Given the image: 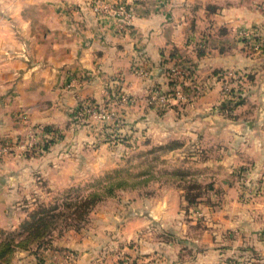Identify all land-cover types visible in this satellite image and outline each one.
Returning a JSON list of instances; mask_svg holds the SVG:
<instances>
[{"label":"crops","instance_id":"crops-1","mask_svg":"<svg viewBox=\"0 0 264 264\" xmlns=\"http://www.w3.org/2000/svg\"><path fill=\"white\" fill-rule=\"evenodd\" d=\"M106 1L124 4L129 21L96 10L95 0H0V146H16L0 155V241L25 220L28 203L73 174L117 165L137 146L172 142L170 156L189 148L184 161L216 174L264 148V0ZM246 30L262 43L258 52ZM177 65L189 70L184 79ZM224 70L239 75L228 91ZM86 105L109 115L94 119ZM27 141L31 149L17 148ZM122 193L95 208L93 232L52 240L47 260L264 264L260 224L225 218L196 234L180 200Z\"/></svg>","mask_w":264,"mask_h":264},{"label":"rangeland","instance_id":"rangeland-1","mask_svg":"<svg viewBox=\"0 0 264 264\" xmlns=\"http://www.w3.org/2000/svg\"><path fill=\"white\" fill-rule=\"evenodd\" d=\"M173 146L172 142L161 146L152 144L137 146L132 148L117 165L111 167L109 165L96 174H73L65 187L51 189V193L43 195L42 202L51 200L63 205L62 201L66 199H75L94 191H101L110 182L126 180L128 183L124 188L116 189L112 196H105L97 202L88 213L86 220L77 227L56 230L50 242L68 230L76 232L81 230L83 233L91 228L93 232L91 218L96 214L95 208L112 205L109 200H115L113 196L116 197L118 194L123 196L122 191H139L152 198H166L165 200L169 203L174 199L180 200L183 207L182 217L192 215L190 220L198 221L197 225H193L196 228L194 230L196 234L202 233V227H206L208 222L225 218L236 221L246 220L248 224L254 222L256 226H264V148H254L255 159L242 163L237 160L236 164L234 163L236 167H232L231 174L221 172L216 174L215 170L210 172L209 166L199 167L192 162L184 161L181 153H187L189 148H178V154L170 156L169 151ZM31 147L22 150L23 152L28 151ZM254 153L247 154L251 156ZM164 189L168 190L165 192ZM188 197L191 198L192 204L187 203L186 198ZM198 205L202 209H195ZM28 206L26 213L36 208L34 202L28 203ZM191 208H193L192 211H189ZM26 218H28L27 214ZM63 225L64 223L61 224ZM258 228L264 232V228ZM17 230L16 228L14 231L1 233V236L2 238L8 237L10 233ZM48 247L49 245L46 244L37 249L33 245L32 248L38 252L32 253L31 257L17 255L16 250L11 255L9 264H51L52 262L47 260ZM71 255L72 253L69 254L70 258Z\"/></svg>","mask_w":264,"mask_h":264},{"label":"trees","instance_id":"trees-1","mask_svg":"<svg viewBox=\"0 0 264 264\" xmlns=\"http://www.w3.org/2000/svg\"><path fill=\"white\" fill-rule=\"evenodd\" d=\"M236 96L240 98V96ZM240 101L237 99L236 103H240ZM45 145L43 143L42 147ZM126 183V180L110 182L101 191H94L75 199H66L62 201L63 205L58 204L57 201L38 203L36 208L28 213V218L20 224L18 230L0 241V264H9V259L16 250L37 253L38 251L32 248L33 245L37 249L43 247L49 244L56 230L77 227L86 220L88 213L97 202L105 196H112L116 189L127 186L128 183ZM186 200L189 204L193 203L189 197ZM62 223H64L63 226H61Z\"/></svg>","mask_w":264,"mask_h":264},{"label":"built area","instance_id":"built-area-1","mask_svg":"<svg viewBox=\"0 0 264 264\" xmlns=\"http://www.w3.org/2000/svg\"><path fill=\"white\" fill-rule=\"evenodd\" d=\"M95 6L96 10H99L101 12L107 13L110 16H113L121 24H126L129 21L130 18V12L126 8V6L120 2H107L106 0H95ZM255 33L252 30H246L244 32H241V36L244 37L247 40V43L250 46V49L253 52H258L260 47H261V42L256 41L255 38ZM177 76L179 78H185L189 74V70L184 67H178L175 66L172 68ZM222 88L224 91L230 90L232 87L236 85V81L239 79V75L235 70H224L219 74ZM175 94L180 97L184 98L183 91H181V88H178V90L175 92ZM171 96L167 94H163L161 96L162 99L164 100H169ZM83 111L86 112L87 114H90L92 118L94 119H103L109 115V112L106 111L105 108L101 106H96V105H86L83 107ZM32 146V141L31 142H22L19 147L21 149L23 148H28ZM16 146L9 145L8 143L4 146H0V155L5 153V152H12L16 150Z\"/></svg>","mask_w":264,"mask_h":264}]
</instances>
